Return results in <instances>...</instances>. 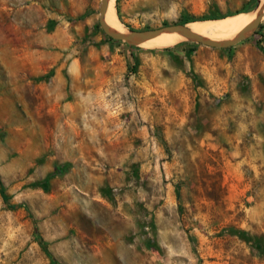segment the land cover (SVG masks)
Wrapping results in <instances>:
<instances>
[{
	"label": "rangeland",
	"instance_id": "rangeland-1",
	"mask_svg": "<svg viewBox=\"0 0 264 264\" xmlns=\"http://www.w3.org/2000/svg\"><path fill=\"white\" fill-rule=\"evenodd\" d=\"M101 1L0 0V264H264V19L156 47ZM260 2L115 8L147 30Z\"/></svg>",
	"mask_w": 264,
	"mask_h": 264
},
{
	"label": "bare ground",
	"instance_id": "bare-ground-1",
	"mask_svg": "<svg viewBox=\"0 0 264 264\" xmlns=\"http://www.w3.org/2000/svg\"><path fill=\"white\" fill-rule=\"evenodd\" d=\"M263 7L264 0H261L260 5L252 11L242 12L220 19L190 21L186 23L185 26L204 37L225 40L236 36L238 32L255 18L261 9H264ZM106 20L113 29L121 32L127 31L119 21L115 8V0H109ZM186 39H188V37L184 36L182 33L164 31L155 37L141 41L140 44L165 47L178 44Z\"/></svg>",
	"mask_w": 264,
	"mask_h": 264
},
{
	"label": "water",
	"instance_id": "water-1",
	"mask_svg": "<svg viewBox=\"0 0 264 264\" xmlns=\"http://www.w3.org/2000/svg\"><path fill=\"white\" fill-rule=\"evenodd\" d=\"M108 6H109V0L101 1L99 22L103 27V29L106 31V33L116 39H125L132 41L134 40L139 43H141V41L143 40L155 37L164 31H173V32L182 33L184 36L196 40L198 42H202L204 44L226 48L236 44L246 35L252 33L264 19V9H261L258 12V14L255 16V18L251 22H249L240 32H238L236 36L226 40H216L213 38L204 37L200 34L193 32L190 28L185 26V24H171L168 26L152 28L147 30H127L125 32L117 31L113 29L106 20V13L108 10Z\"/></svg>",
	"mask_w": 264,
	"mask_h": 264
},
{
	"label": "trees",
	"instance_id": "trees-1",
	"mask_svg": "<svg viewBox=\"0 0 264 264\" xmlns=\"http://www.w3.org/2000/svg\"><path fill=\"white\" fill-rule=\"evenodd\" d=\"M51 175H52V174H51ZM45 182H46V180L43 181V182H39L38 184H39V185H43V183H45ZM1 191H2V194H3V196H4L5 203H8V199H7V196H6L5 192H4V188H3V187H1Z\"/></svg>",
	"mask_w": 264,
	"mask_h": 264
}]
</instances>
